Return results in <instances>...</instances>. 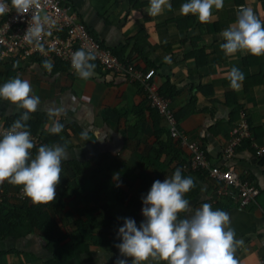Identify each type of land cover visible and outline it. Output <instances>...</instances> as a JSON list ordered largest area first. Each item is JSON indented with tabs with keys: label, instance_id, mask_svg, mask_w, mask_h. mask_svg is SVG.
I'll return each mask as SVG.
<instances>
[{
	"label": "crops",
	"instance_id": "0c3cea01",
	"mask_svg": "<svg viewBox=\"0 0 264 264\" xmlns=\"http://www.w3.org/2000/svg\"><path fill=\"white\" fill-rule=\"evenodd\" d=\"M66 2L110 49H120L139 36L150 65L133 53V43L126 56L145 73L155 70L154 84L159 89L168 82L174 88L177 94L170 99V109L179 121L180 132L202 147L212 167L234 170L241 182L259 190L255 202L241 208L236 198L219 196L220 185L207 174L187 169L191 156L180 144L177 147L184 153L183 162L182 157L176 161L160 154L147 96L139 85L115 82L97 68L93 77L81 80L75 72L58 71L59 66L48 72L44 64L34 68L26 64L11 72L7 65H0V86L17 76L30 83L31 95L40 99L38 110L32 114L48 116L42 128L45 133H51L54 122L64 126L65 132L58 136L69 152V158L62 162V171L70 183L69 196L74 198L76 191L81 190L96 200L90 202L98 209L95 217L99 229L93 236L104 237L106 242L89 243L68 264H117L118 259H124L117 247L122 242L119 228L125 218L132 217L133 210H137L139 219L144 218L142 201L153 180L171 177L179 166L183 175L195 182L196 195L189 200L191 209L207 202L213 210L226 211L236 238L242 241L235 253L237 264H258L264 259V155H257V151L264 150V56L237 53L226 57L220 45L224 42L222 31L236 21L241 6L251 7L264 20V0H224L223 9L214 10L212 20L205 24L193 15L180 13V6L187 0H171L172 9L158 17L148 15L149 0ZM234 66L245 76L239 91L229 86L227 74ZM50 109L63 111L50 118ZM240 113L246 118L250 139L227 160L224 151ZM21 114L22 110L0 100V131L10 128L6 126L8 119ZM119 114L123 116L120 118ZM83 132H87V139L81 138ZM169 140L166 134L161 139L166 143ZM153 162L161 164L165 174L152 167ZM116 192L127 195L125 204L118 202ZM16 193L12 189L9 196ZM130 200L135 204L132 209L128 206ZM83 208L85 204L71 203L56 209L58 224L70 231L69 241L74 244L82 242L75 221L80 217L77 211ZM69 212L74 215L66 217ZM0 252L7 253L6 264H43L52 257L39 232L0 241ZM29 256L35 259L29 261ZM126 259L131 264V258Z\"/></svg>",
	"mask_w": 264,
	"mask_h": 264
},
{
	"label": "clouds",
	"instance_id": "9594fccd",
	"mask_svg": "<svg viewBox=\"0 0 264 264\" xmlns=\"http://www.w3.org/2000/svg\"><path fill=\"white\" fill-rule=\"evenodd\" d=\"M38 6L39 0H11L10 6L6 0H0V16L7 14L10 7L23 16ZM223 7L224 0H187L179 11L184 16L193 15L205 24L212 20L214 10L220 11ZM171 9V0H149L147 13L158 17ZM36 20L37 25L28 28L25 35L29 43L41 32L39 18ZM221 37L224 42L220 48L226 57H234L237 53L264 56V20L251 7L241 6L236 21L222 31ZM94 59V55L84 49L72 54L71 67L81 80L95 75ZM43 66L51 72L53 64L46 60ZM227 76L229 86L235 91L241 90L244 73L234 66ZM31 93L30 83L19 76L0 86V100L22 110L20 119L0 134V185L7 182L20 187L33 205L47 206L55 202L62 162L69 158V152L60 144L41 145L33 157L35 145L26 122L38 110L40 99ZM62 111L50 109L48 115L51 118ZM63 127L54 122L50 131L59 134ZM81 138L87 139V132L81 133ZM194 186V179L184 176L180 168L171 177L153 182L142 201L144 220L139 227L133 219L125 218L119 228L122 242L117 247L124 259H118L117 264H128L126 258H131V264H149L150 261L157 264H237L235 253L242 241L236 238L235 230L230 226L229 214L213 210L207 202L192 210L185 197Z\"/></svg>",
	"mask_w": 264,
	"mask_h": 264
},
{
	"label": "built area",
	"instance_id": "2783aa9c",
	"mask_svg": "<svg viewBox=\"0 0 264 264\" xmlns=\"http://www.w3.org/2000/svg\"><path fill=\"white\" fill-rule=\"evenodd\" d=\"M6 2L10 6L11 0ZM36 18H39L41 32L36 40L29 43L25 35L28 28L37 25ZM80 49L92 53L95 57L92 62L97 70H101L115 82L141 86L151 107L167 121L172 139L189 152L191 156L187 168L189 171L207 174L220 185L217 190L219 196L236 198L240 207L254 203L259 192L253 186L241 182L234 170L212 167L202 147L196 142L189 141L188 137L180 132L175 115L170 110L171 100L163 98L159 88L154 84L155 70L145 73L133 63L120 62L101 41L95 40L88 33L87 26L66 0H39V6L33 7L23 16L10 7L7 14L0 16V65H17L16 68L20 69L28 64L34 68L40 65L39 61L50 60L53 66L66 65L70 72H74L71 67V56ZM7 129L0 131V134ZM249 139L250 131L246 118L240 113L239 120L229 133L224 158L231 160L236 148ZM32 140L36 147L41 146L38 139L32 137ZM257 153L263 156L264 150ZM15 197L20 200L27 199L22 190ZM258 264H264V259Z\"/></svg>",
	"mask_w": 264,
	"mask_h": 264
},
{
	"label": "trees",
	"instance_id": "16d2710c",
	"mask_svg": "<svg viewBox=\"0 0 264 264\" xmlns=\"http://www.w3.org/2000/svg\"><path fill=\"white\" fill-rule=\"evenodd\" d=\"M87 30L88 33L95 38V40L99 41V39L96 38L88 28ZM138 37L132 40H128L126 42V46L120 49H110L104 44L103 45L106 49L110 50L120 60V62L127 64L132 63L130 60L131 57L128 58L126 56V52L130 45H132L133 43V53L138 54L140 58L149 66L151 63L149 60V55L143 50V47L139 43ZM38 63L40 65L44 64V62L42 61H39ZM56 66H59L57 68L58 71L61 69L63 71H68V66L66 65L57 64ZM7 67H10L11 72H13V65H7ZM159 90L160 95L166 100L174 98V96H176L177 94L174 88L171 87V84L169 82L166 83L163 89ZM146 101L149 105L150 116L154 124V137L155 140L160 144L159 153L162 155L164 154L166 157H173V159L176 161L178 160V158L181 159L182 157L183 162V158L185 157L184 153L177 147V144L179 146V143L175 142V140L172 139L167 121L162 118L158 111L151 107L147 97ZM118 116L121 118L123 115L119 114ZM20 117L21 115L11 117L7 120L6 126H11L12 123L17 119H20ZM176 120L177 122H179L177 118ZM47 121L48 116L45 114H31L30 119L26 122L31 136L38 139L41 142V145L51 146L55 142H58L60 145H62L61 139L58 136L59 134L45 133L42 129L47 124ZM163 124H166V127L162 126ZM62 132H65L64 128ZM165 134L168 135V138L170 139L169 143L161 141L162 137ZM38 148L39 147L36 146L34 147V149L32 150L34 152L33 154L36 153ZM150 165L152 167H157L159 169H157L159 172L164 171L161 164H159L158 162H156V164L153 162V164ZM181 167L182 166H179V168ZM78 170L81 172L79 167ZM163 174L165 173L163 172L161 175ZM156 180L161 179L157 178L153 180V182ZM69 186V180L66 179L65 172L62 171L60 183L56 188L55 202L47 206H35L29 199L20 200L15 197V195L21 191L20 187L10 185L7 182H5L3 185H0V241H3L7 238L19 239L25 237L28 234L39 232L42 235L43 239L46 240V248L52 255V257L49 260L45 261L43 264H68L70 260H72L75 256H77V254L80 253L81 249L86 250L89 243H93L95 245H101L105 243L106 240L104 239V237L93 236V233L99 229V225L95 217V213L98 211V209L91 206L90 202L92 200L96 202V200L93 199V197L88 196V194H85L81 190L76 191L74 198L72 196H69ZM12 189L17 192L14 197L9 196ZM195 195L196 187H194L189 193H187L185 198L191 200ZM115 196L120 204H125L127 202V195L125 193L116 192ZM71 203L77 204L78 206L85 204V208L81 209V211H77V213H80V217L75 221L76 228L82 236V242H80V244H74L72 243V241H69L71 236L70 231L63 230L64 228H62V226L58 224L57 221L58 211L56 209L60 208L61 206L65 208L67 206H70ZM128 204L131 209L133 208V205H135L133 204L132 200H130ZM69 214H67L66 217L74 215L73 212H69ZM131 219L136 222L137 227H139L141 222L144 220V218L139 219V217L137 216V210H133ZM6 255L7 253L0 252V264H6ZM28 258L29 261L30 259H35L33 256H29Z\"/></svg>",
	"mask_w": 264,
	"mask_h": 264
}]
</instances>
